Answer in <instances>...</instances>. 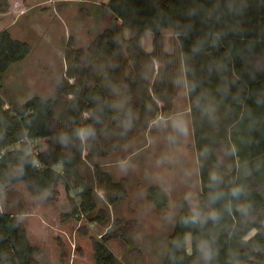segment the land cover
I'll list each match as a JSON object with an SVG mask.
<instances>
[{"label": "trees", "instance_id": "16d2710c", "mask_svg": "<svg viewBox=\"0 0 264 264\" xmlns=\"http://www.w3.org/2000/svg\"><path fill=\"white\" fill-rule=\"evenodd\" d=\"M45 1L0 0V20L18 17L23 2L29 8ZM104 7L114 21L88 50L72 38L66 42L56 96L8 109L4 76L32 48L0 31V195L20 182L35 196L60 183L70 191L74 181L80 203L71 198L73 216L96 210L95 190L109 206L127 200V180L115 181L96 158L148 131L187 88L200 202L192 210L178 201L162 264H264V0H110ZM165 27L176 35L171 54L164 49ZM125 28L135 35L127 39ZM144 30L154 34L150 53L141 45ZM37 140L46 141L36 157L40 169L26 148ZM88 165L94 188L80 173ZM146 195L157 209L169 207L162 187L151 185ZM136 230L92 236L95 264H117L108 240ZM37 251L18 216L0 211V264H37Z\"/></svg>", "mask_w": 264, "mask_h": 264}, {"label": "rangeland", "instance_id": "374dc122", "mask_svg": "<svg viewBox=\"0 0 264 264\" xmlns=\"http://www.w3.org/2000/svg\"><path fill=\"white\" fill-rule=\"evenodd\" d=\"M102 2L103 0L97 1L99 5H81L80 8H86L90 16L79 10L73 12V9L65 16H54L53 13L48 12L49 10L43 12L31 10L16 22L12 28L13 37L29 43L32 51L27 59L16 64L4 76L1 96L6 109L22 106L37 96L47 99L56 96L57 86L65 73V44L72 27L64 19L67 15L70 22L75 23V20L79 19L87 27L89 35L96 37L106 29V25L113 17L111 11L101 8ZM10 24L11 20H0V29ZM125 32L130 34L127 28ZM71 38L74 40L73 37ZM176 99L171 113L159 117V122L163 125L161 132H159L161 127H156L157 129L155 128L149 137V142L152 141L154 144L150 150L155 154L158 151L156 158L161 161L163 158L166 165L175 163L186 170V175L171 173L169 177H163L165 180L162 181L170 187V203L166 210H159L152 204L145 206L140 202L135 203L140 200V190L132 174L129 185L127 184L129 199L112 207L94 189L97 208L87 215L82 211L75 216L72 215L71 198L80 203L74 181H71L70 191H66V186L60 183L55 192L52 193L51 189H48L42 195L35 196L24 183L20 182L0 195V211L18 216L27 229L30 243L38 248L35 255L37 264H95L91 237H106L114 232L120 233L119 229L130 230L133 225L137 230L132 234L127 235L125 231V238L118 236L107 242V246L117 258V264L163 262L168 251L169 236L179 213L178 201L188 198L190 209L197 210L199 207L198 191L195 187L198 186L200 177L196 160L193 158L194 151L188 148L187 153L182 151L180 157L178 155L179 145L184 146L192 142L191 117L185 114L191 111V105L184 92H181ZM160 133L165 139L156 142L155 138L157 139ZM140 136L123 147L122 155L140 146L143 139L146 143L145 135ZM45 142L44 140L29 141L26 144L29 155L33 158L37 157L38 151L45 150ZM16 147L19 148L20 144ZM160 153L162 158L159 157ZM101 161L103 157L97 159V162ZM87 167L83 168V173L87 177L88 186L94 188L93 175ZM56 168L62 171L61 167ZM116 172V175L123 176L120 168ZM132 200L135 204H132ZM104 214L109 217L107 221L95 220L96 216H104ZM147 228H151V231L156 230L149 245L150 234L147 233ZM154 240L159 241V247L150 246L154 244ZM190 245L189 240L187 247L189 251H191Z\"/></svg>", "mask_w": 264, "mask_h": 264}, {"label": "crops", "instance_id": "0c3cea01", "mask_svg": "<svg viewBox=\"0 0 264 264\" xmlns=\"http://www.w3.org/2000/svg\"><path fill=\"white\" fill-rule=\"evenodd\" d=\"M109 2H110V0H103V2L100 4L101 8L103 10H109V9L104 7V6H107V4ZM22 4L23 5L20 7L21 8L20 9V15L16 18H6L5 19L6 21L11 20V24L8 25V27H4V28L0 29V31L9 30L11 35H12L13 34L12 28L16 24V22L19 21L21 18H23V16L31 10H36V11L39 10L42 12L49 10L48 12L53 13L54 16H58V15L65 16L66 13L68 14L69 12H71L70 10L73 9L72 10L73 12H75L76 10H79V11L87 14L88 16H90V13L86 8H80L81 5L82 4L83 5H89V4L99 5V3L94 2V1H90V0H48V1L39 3V4L32 6V7H29V8L25 7L24 2ZM64 20H66L68 23H70L72 25V27L70 29L69 39L71 37L74 38L76 48L88 50L90 45L92 44V42L95 40V38L97 36L93 37L92 35H89V31H88L87 27L79 19L75 20L76 22L73 23V22H70V20L68 19V15H67ZM112 21H114V14H113L112 19L109 21V23L106 25L105 28H107ZM127 29L130 31V34L129 35L126 34V32H125L126 28L124 30V34H125V37L127 39H130L135 35V33L131 29H129V28H127ZM162 34L164 36V49L168 54H171L174 51V44H175V39H176L174 29L172 27H165L162 29ZM12 37H13V35H12ZM15 39H17V38H15ZM153 40H154V34L151 31L144 30L142 33V37H141V45H142V48L145 52L150 53L153 51ZM13 67H15V65H13L11 67V69ZM183 92L185 94H187V97H188L187 88H184L182 90V93ZM185 114L189 115L191 117V123H192L191 111L189 110V111L185 112ZM159 120L160 119H157L155 122H153L152 125L150 126V128L148 129V131L143 133V135H145V137H146V143L143 139L140 146H138L135 149H131V151L129 153H127L126 155H122V150L125 148V146H124V148L120 149L119 151H116L109 156L103 157V161H101V162H97V159L102 158V157L96 158V162L101 167L107 169V171L111 174V176L113 177V179L115 181H119L121 179H126L127 184H128L129 179L131 178V174H132L134 176V178L136 179V183L139 186L138 189L140 190V198H139L140 200L136 201L135 203L138 204L140 202L141 204H145V206L151 205V203L148 200L147 201L145 200V199H147L146 192H147V189L149 186L158 185V186L162 187L169 196L170 187H169V184L164 183L162 181V180H165V178H163V177H169L171 175V173H178L179 176H180V174L186 175L185 174L186 170L181 168L180 166L176 165L175 163L174 164L168 163L166 165V163L163 161V158L161 157L162 153H160V155H159V157L162 158V161H161L155 157L158 155V151H156V154H155L152 150H150L151 146L154 145L152 143V141H151V143L149 142V137L151 135V132L156 127L163 126L160 124ZM192 127H193V125H192ZM161 130H162V127L159 130V132H161ZM190 132L192 134V142L185 144L184 146L179 145L178 146V155L180 157V153L182 151L184 153H187L188 148H189V150H192V152L194 151V157L193 158H195V160H196L195 163L197 164V168H198V157H197V152H196L195 145H194L195 144L194 133H193V130ZM142 136H140V137H142ZM137 139L138 138L134 139V141ZM157 139L155 138L156 142H161L165 138H164V135H162L160 133V135H158ZM152 156H154V157H152ZM151 158L153 160V164H152ZM164 164H165V166H164ZM84 167L85 166L80 167V173L82 175H84V173H83ZM172 167H173V169H172ZM87 168H89V170H91V174L93 175L92 167L88 165ZM118 168H120L122 170L123 176L116 175L117 174L116 170ZM198 172H199V169H198ZM199 177H200V173H199ZM195 189L198 191L197 197L199 198L198 200L200 202L201 180L198 182V186H196ZM128 197H130L129 193H128ZM186 200L188 201V203H190L188 198H186ZM169 201H170V199H169ZM135 203H134V201L132 202V204H135ZM192 210H194V209H192ZM178 215H179V213H178ZM178 215H177V219H178ZM176 222H177V220H176ZM175 225H176V223H175ZM174 228H175V226H174ZM149 230L151 231V228H149L148 232H147L148 234H150V239H149L148 245L152 242L151 237L154 236L155 232H156V230H154V229H152L151 232H149ZM255 234H256V230H252L248 234L247 239L252 238ZM189 240H190V244H191L190 235H188V237H187L188 246H189ZM150 246L151 247H153V246L159 247V241L154 240V244H151ZM168 247H169V243H168Z\"/></svg>", "mask_w": 264, "mask_h": 264}, {"label": "built area", "instance_id": "2783aa9c", "mask_svg": "<svg viewBox=\"0 0 264 264\" xmlns=\"http://www.w3.org/2000/svg\"><path fill=\"white\" fill-rule=\"evenodd\" d=\"M4 153H5V150H3L1 153H0V157H2L3 155H4ZM35 160H34V165H35V167L36 168H42L43 167V165H42V163L35 157L34 158Z\"/></svg>", "mask_w": 264, "mask_h": 264}]
</instances>
